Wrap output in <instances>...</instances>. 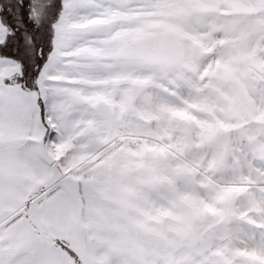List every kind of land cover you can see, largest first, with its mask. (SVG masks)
Segmentation results:
<instances>
[{"label": "snow or ice", "instance_id": "obj_1", "mask_svg": "<svg viewBox=\"0 0 264 264\" xmlns=\"http://www.w3.org/2000/svg\"><path fill=\"white\" fill-rule=\"evenodd\" d=\"M0 264H264V0H0Z\"/></svg>", "mask_w": 264, "mask_h": 264}]
</instances>
